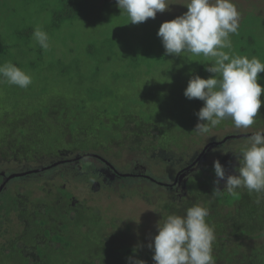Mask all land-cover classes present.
I'll list each match as a JSON object with an SVG mask.
<instances>
[{
  "label": "trees",
  "instance_id": "1",
  "mask_svg": "<svg viewBox=\"0 0 264 264\" xmlns=\"http://www.w3.org/2000/svg\"><path fill=\"white\" fill-rule=\"evenodd\" d=\"M57 1L58 7L54 8L43 27L49 31L48 34L55 33L63 25L73 26L77 20L83 22L85 28L89 26L87 30L95 29L99 25L96 22L100 20L105 25L112 21L105 14L106 9H110L108 0L96 8L97 20H89L87 24L84 22L87 19L82 21L79 15L85 6L91 10L88 0ZM120 19L127 25L125 30L120 31L119 25L114 26L118 22H114L112 30L101 31L102 35L90 34L91 37L82 45H69L70 58L61 54L51 57V49L44 50L38 44L29 46L34 30L30 25L18 28L11 41L4 42L0 35V63L11 61L39 81L48 77L57 85L61 84L58 79L67 84L72 79L75 81L70 84L72 97L61 94L45 99V88H37L33 94L41 98L31 99L35 104L32 110L24 98L36 80L32 78V84L26 89L0 83V105L7 103L11 108L1 111L0 106V183L5 177L3 168L10 162L14 168L8 169L9 174L99 149H104V152L113 149L117 156L131 148L145 151L148 148L146 142L160 151H155L159 160L160 154L169 153V166L181 164L182 159L188 165L194 158L190 160L191 155L184 149L188 145L194 147L195 143L214 140L230 120L222 121L208 134L201 135L193 130L197 123L194 113L204 103L199 99H193L191 114L179 119L173 114L167 115L165 121L162 119L160 122H156L152 109L146 103L130 101L127 104L130 111L124 109L126 103L123 107L111 108L112 103L120 99L119 81L126 80L134 72L152 74L155 65L165 67L177 63L179 67L175 72L180 75V85L192 76L188 75V68L183 69V65L193 58L165 56V50L157 46L162 43L157 33H150L141 25L135 27L126 15ZM260 25H264V17L243 14V33L236 36L240 55L256 56L264 62V47L259 45V36L255 32ZM62 41L65 40L62 38ZM195 58V63L189 64V70L194 69V73L201 77L207 75L205 67L214 60L203 55ZM85 63L91 65L83 67ZM82 68L88 77L82 74ZM168 73L166 67L157 72L160 75ZM101 74L107 78L102 85L97 80ZM259 76V83L264 85V73ZM163 77L164 81L159 82L162 90L174 81L168 76ZM159 93L156 90L155 94ZM159 99L160 106L167 109L168 104L163 103L162 97ZM261 99L264 100V94ZM255 120V125H264V105ZM206 137L210 139L205 141ZM219 146L222 144L211 148ZM242 148H235L237 155ZM96 159L102 165L95 169H85L81 164L72 165L74 161L65 162L61 167L40 173L49 174V178L38 176L23 187L17 184L19 181L13 180L32 175L8 181L0 192V264H129V257L155 264L153 252L147 247L151 240H146L145 234H137L136 229L139 230L145 220H149L153 224L154 237L158 234L156 225L162 216L172 213L183 216L186 209L194 204H200L209 211L206 221L214 229L216 237L213 243L216 264H264V194H259V205L255 203L258 194L249 193L245 188L237 189L234 195L226 190L219 197L211 195L215 178L213 167L209 164L198 168L200 159L181 172L174 184L172 178L171 184L160 185L154 181L151 186L144 183L148 178L137 175L135 179H140L139 182L121 180L117 188L121 200H128L131 194L140 197L136 199L140 202H133L127 214L122 211L127 206L124 202L120 207L113 202L108 206L97 204L96 195L100 188L111 185L113 179H124L125 174L120 175L118 171L122 170L111 163L108 165ZM229 161L227 158L222 164L228 167ZM152 163L155 164V160ZM127 164L132 165L130 173L140 171L133 161ZM228 170L231 172V168ZM162 180L167 182L168 178L162 177ZM76 188L84 191L80 198ZM123 190H129L128 194ZM113 191L110 195L114 194ZM145 204L150 208L147 209ZM107 213H110L109 217Z\"/></svg>",
  "mask_w": 264,
  "mask_h": 264
},
{
  "label": "clouds",
  "instance_id": "2",
  "mask_svg": "<svg viewBox=\"0 0 264 264\" xmlns=\"http://www.w3.org/2000/svg\"><path fill=\"white\" fill-rule=\"evenodd\" d=\"M170 5L169 0H116L120 15H126L131 24L155 19L157 13L168 11ZM183 5L187 11L163 22L157 36L165 56L190 53L214 60L205 67L212 75L208 78L192 75L184 90L187 99L204 102L194 113L197 123L193 130L205 135L227 119L237 129H249L264 105L261 99L264 85L259 83L264 62L256 56L249 58L231 52L230 37L238 34L240 11L233 0H186ZM32 38L42 49L49 48L50 37L42 25L35 26ZM0 83L26 89L32 84V76L11 61H5L0 63ZM233 155L236 163L229 161L228 167L219 159L213 160L215 178L211 195L219 197L224 190L234 195L237 189L245 188L258 194L255 203L259 205V194H264V130L248 136L245 147ZM208 215L206 207L194 204L183 216L175 213L162 216L156 225L158 234L147 245L155 264H216L213 257L216 237L206 221ZM128 260L129 264H146L141 259L129 257Z\"/></svg>",
  "mask_w": 264,
  "mask_h": 264
},
{
  "label": "rangeland",
  "instance_id": "3",
  "mask_svg": "<svg viewBox=\"0 0 264 264\" xmlns=\"http://www.w3.org/2000/svg\"><path fill=\"white\" fill-rule=\"evenodd\" d=\"M103 1L104 0H88L87 4H91V5H89L88 8H90L91 10L87 9L85 6V9L79 15V18L82 21H83V19H87L84 21L85 24H87V22L89 20L95 22L97 20L99 14L94 13V12H95V10H97L96 8H98V6L101 3H103ZM108 1L109 2L107 5L110 7V9H106L107 12H105V14L110 16L112 21L109 22L107 25L101 24L102 22L100 20V21L96 22V23H99V25L95 29L87 30L86 28H90V27L88 26L85 28L84 23L83 22L81 23L80 20H77V21H75L73 26L63 25V27H61V29H59L55 33H50L49 34V37H50L49 48L51 49V54H50L51 57H52V55L61 54L63 57L70 58L68 55L69 45L74 46V47L80 46V45H82V43H85L88 38L91 37L90 34H92V36L94 34L96 35V33H98L99 35H102L103 33H101V31L107 32L109 29L112 30L113 25L116 24L117 22H118L117 25H114V26L117 27L119 25L120 31L125 30L127 28L126 27L127 25L125 24L126 18L124 17L125 18L124 22H123V19H120V17H122V15H120V10L116 6V0H108ZM169 2L171 3V5H170L168 11H165L163 13H157L155 19L150 18V20L148 19L144 23L134 24L135 27H138L139 25H141V26H143V28L145 30L147 28V30H149L150 33L154 34V33L158 32V29L163 22L170 21V20L176 18L177 16L182 15L184 12L187 11V8L183 5L186 3V0H169ZM233 2L236 4L237 9L241 13L240 26H239V30H238L239 36H241V34L243 33V30L241 29L243 14L250 13V14L260 15V16L264 17V0H233ZM58 4L59 3L57 0H0V35H1L2 40L4 42L11 41L16 30L18 28L23 27V26H29L30 25L31 27L35 28V26H37V25H42L43 27H45L48 20L52 16V12H53L54 8L58 7ZM92 5H93V9H92ZM104 11H105V9H104ZM114 22H116V23H114ZM120 24H123V25H120ZM46 32L49 33V31H46ZM255 32L258 33V36H259V38H258L259 39V45L264 47V25L258 26V29L257 30L255 29ZM236 35H238V34H233L230 37L231 41H232L231 52H234L236 54H240L239 50H238V43H239L238 39H237L238 37ZM62 38L65 41H62ZM30 44L31 45H29V46H35V44H36L32 37L30 40ZM157 46L161 50H164L162 43L160 45H157ZM224 51L228 52L230 50L224 49ZM181 55L185 56V58H189V59L193 58L191 62H190V60H187V62H186L187 64L183 65V69L188 68V70H187L188 75H194L195 70L194 69L189 70V64L195 63V61H196L195 57L196 56H193L190 53H181ZM248 57L251 58L252 56H248ZM25 59L26 58L24 57L23 60H25ZM90 65H91L90 63H85L83 65V67L90 66ZM156 66H158V65H155L153 67V73H152L153 75L152 74H145L143 71H137V72L132 73V76H130L126 80L119 81L120 85L118 86L117 90L120 92L119 93L120 99L117 102L112 103L111 108H113V106L123 107L124 104L126 103V106H124V109L126 108L127 110L130 111L131 107H130V105H127L130 101L132 103L136 102L139 104L140 103H142V104L146 103L147 106H149V108L152 109V113H153L154 117L156 118V122H160L162 119H164V121H165V119L167 118V115L173 114V115H175L176 118L179 119L181 117L184 118V116H186L188 114H191L193 112V107H192L193 99L189 100L184 96V90L187 87L189 80H184L183 84L180 85V79H181L180 75L177 72H175V71H177L176 69L179 67V65L177 63L165 65V67L169 71V73L166 75L157 74V72L163 70L165 67H156ZM172 67H173V69L171 70ZM45 72H47V71H45ZM206 73H207V75H202V78H208L210 75H212V74L208 73L207 71H206ZM82 74L88 77L84 68H82ZM163 76H168L169 80H171V79L174 80L173 83L164 90L159 88V86H160L159 82L164 81ZM87 77H85V78L88 79ZM32 78L36 81H34V85L25 92V98H24V101L27 103L28 108L31 110L34 109V107H35V104H33L31 99L32 98H41L40 95H38V94L34 95L33 94V93H35L37 88H45V90L43 91V95H44L45 99H50V98L55 97V96H61V94H63L66 97L67 96L72 97V88L73 87L70 84L75 83V81L73 79L69 84L64 83V82L62 83V80L58 79L61 84L57 85L53 82V79L51 77L50 78L48 77L47 79H44L43 81L37 80V78L34 75L32 76ZM104 79H107V78L104 77L103 74H101V76H99L97 78L98 82L101 85L105 84ZM0 86H1V84H0ZM156 90H159L160 93L155 94ZM159 96L163 98L164 104H168L167 109H164L162 106H160L161 104L159 102L161 100L159 99ZM3 97H5V96H3ZM106 105H109V103ZM0 106L2 108L1 111H7V110L11 109L7 103L1 104ZM113 110H116V109H113ZM119 110H120V108L117 111H119ZM108 118L110 119L112 117H108ZM258 130H264V125H255L254 124L253 126H251L247 130L237 129L234 127L232 121L229 120L227 123H225V126L222 127L220 129V131H218V133L214 136L215 137L214 140H211V141H215V140L219 141L222 139V137L224 135H226L228 133L244 134V133H250V132L253 133V132L258 131ZM248 136H250V135L239 137V138H234V139L229 138V139L225 140L223 143H221L222 146L215 147V148H211V146L215 145V144L211 143L213 145H210L206 148V150L204 151V154H202V156L200 157L201 160L199 159L200 162L197 164V167L200 168L202 165L212 164L214 159H219L220 162L222 163V162H224V160H227V158H230V160L233 163H236L235 157L233 155V154L237 153V151L235 152V148L237 149V147H239V146L245 147L246 140H247ZM207 139H210V138L206 137L204 140L206 141ZM211 141H209V142H211ZM207 143H203V144L202 143H198V144L195 143L196 146H194V147L188 145L184 150H186L188 152V155H191L190 160H192L193 158L195 159L197 157V155L202 151V149L205 147V145ZM145 146H148V148L145 151H142V150L139 151L136 149L133 150V148H131V149H129V151L124 150L118 156L115 154L113 149L109 150L107 152H104L103 151L104 149L88 151V152H85V154H82V156L80 158H78V160L74 159L73 160L74 162L70 161V162H66V163H72L73 162L72 165L81 164L83 166V168H85V169H95L96 167H99L102 165V163H100L96 159L97 157L92 155V154H96V155L101 156L103 159H105L109 163H111L113 167L120 168L122 170V172L118 171L117 170L118 168L116 170L119 173H124L125 178L124 179H113L111 185H105V186L101 187L100 188L101 191L99 192L98 195H96V198H98L97 204L100 206L101 205L108 206V204L110 205L113 202L115 204H118V207H120L121 205H123V202H124L125 203L124 205H127V206L124 207L122 209V211L129 214L130 209H131L130 206L134 205L133 202H135L139 196H137L136 194H134V195L131 194V195H129L130 197L128 198V200H127V198L121 200L118 197L119 194L117 193V190H118L117 188H118L119 184L121 183V180L126 181L127 183H132L134 181L139 182L140 179L139 180L135 179V176L139 173H144V174H147L149 176L148 179H144V183H146L148 185L153 186L151 183L154 182V180H155V182L159 183L160 185H161V183L170 184L172 178L175 177V174L177 173V171L182 166L184 167V164H185V160L182 159L181 160L182 162H180L181 164H177L176 166H173V164H171V166H169L168 165V163H169L168 161L170 159L169 153L160 154V160H159L157 158V156H155V153H156L155 151H158V150H156L154 148V145L146 142ZM158 152H160V151H158ZM182 154H183V152H182ZM154 160H155V164L152 163V161H154ZM130 161H133V163H135L136 166H138V169L140 170L139 172H136L135 175L130 174V172H131L130 169H132L130 167L132 165L128 166V164H127V162H130ZM64 163L65 162H63V164ZM42 165L45 166L48 164H45V165L41 164L40 166H37V167H42ZM60 165H62V164H58L56 166L61 167ZM56 166H51L49 168L44 169L43 171L35 172L32 174V176H30L28 178L20 179V180L15 179L13 181H19V182H17V184H19L20 186L23 187L29 181H33V180L37 179L38 176L49 178L50 177L49 174H44V173L40 174V173L44 172V171H48L51 168H54ZM9 168H14L11 166V162L7 163L5 165V167L3 168L6 170L4 172L5 176L9 174V171H10V170H8ZM31 168H35V167L31 166ZM16 170L17 169H15L14 171H16ZM0 175H1V170H0ZM131 177H133L134 179H131ZM162 177L168 178L169 181L167 180V182H166V180L165 181L162 180ZM145 178H147V177H145ZM141 181L143 182V180H141ZM9 184H11V183H9ZM79 185H81V184H79ZM111 189L114 190L113 195H110L112 192ZM76 190H77L76 193L78 194L79 198L81 196H83V194H84L83 189L78 190L76 188ZM158 190H160V189L158 188ZM123 191L128 194L129 190H123ZM139 202H140L139 200L136 201L137 204ZM147 205L145 204L144 206L147 209H149L150 207H147ZM141 214H143V213H141ZM109 215H110V213L106 214L107 217H109ZM132 215H133V213H132ZM153 230H154L153 224L149 220H145L143 226L139 230L136 229V233L139 235L145 234L146 240L150 241L151 238H153V236H152Z\"/></svg>",
  "mask_w": 264,
  "mask_h": 264
},
{
  "label": "water",
  "instance_id": "4",
  "mask_svg": "<svg viewBox=\"0 0 264 264\" xmlns=\"http://www.w3.org/2000/svg\"><path fill=\"white\" fill-rule=\"evenodd\" d=\"M254 133V132H253ZM252 133H244V134H229V135H226L225 137H223L221 140L219 141H211V142H208L205 147L202 149V151L197 155V157L191 161V163H189L188 165L184 166L183 168H181L176 174H175V177H174V181L173 182H176L178 180V177L180 175L181 172H183L184 170L186 169H189L192 165H194L199 159L200 157L202 156V154H204V151L206 150V148L210 145H219L221 143H223L225 140L229 139V138H239V137H243V136H247V135H251ZM213 143V144H211ZM92 154V153H91ZM94 155L95 157L101 159L102 161H104L106 164L108 165H111L108 161H106L105 159H103L101 156L99 155H96V154H92ZM82 156L79 155V156H76V157H73V158H70V159H61V160H57V161H54L52 162L51 164H48V165H45V166H42V167H35V168H31V169H27V170H24V171H19V172H13V173H10L8 174L5 179L3 180V182L0 184V191L3 189V187L5 186V184L12 178L14 177H19V176H23V175H26V174H30V173H35V172H39V171H43L44 169L46 168H49L51 166H56L58 164H62L63 162H70V161H73L74 159H78ZM162 184H166V183H162Z\"/></svg>",
  "mask_w": 264,
  "mask_h": 264
},
{
  "label": "flooded vegetation",
  "instance_id": "5",
  "mask_svg": "<svg viewBox=\"0 0 264 264\" xmlns=\"http://www.w3.org/2000/svg\"><path fill=\"white\" fill-rule=\"evenodd\" d=\"M215 141H216V140H215ZM220 145H221V144H220ZM194 165H195V164H194ZM182 168H183V167H182ZM27 169H31V168H27ZM27 169H25V170H27ZM180 169H181V168H180ZM180 169H179V170H180ZM179 170H178V171H179ZM21 171H24V170H21ZM178 171H177V172H178ZM18 172H19V171H18ZM138 172H139V171H138ZM118 173H119V172H118ZM32 174H33V173L26 174V175H32ZM119 174H120V175H123L124 173H119ZM130 174L135 175V174H133V173H130ZM26 175H23V176H26ZM6 176H7V175H6ZM6 176H5V177H6ZM137 176H144V177L149 178V176H148L147 174H144V173H141V174L139 173V174H137ZM5 177H4V179H5ZM19 177H22V176H19ZM14 178H16V177H14ZM4 179H3V180H4ZM12 179H13V178H12ZM154 181H155V180H154ZM2 182H3V181H2ZM2 182H1V183H2ZM176 182H177V181H176ZM1 183H0V184H1ZM7 183H8V182H7ZM7 183H6V184H7ZM174 183H175V182H173L172 184H174ZM6 184H5V185H6ZM166 184H168V183H166ZM170 184H171V183H170ZM4 187H5V186H4ZM4 187H3V188H4ZM2 190H3V189H2ZM2 190H1V191H2ZM1 191H0V192H1Z\"/></svg>",
  "mask_w": 264,
  "mask_h": 264
}]
</instances>
